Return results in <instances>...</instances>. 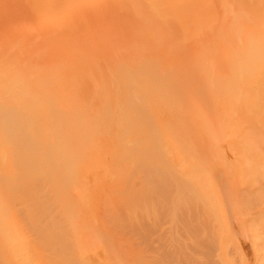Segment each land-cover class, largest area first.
<instances>
[{
	"label": "bare ground",
	"instance_id": "obj_1",
	"mask_svg": "<svg viewBox=\"0 0 264 264\" xmlns=\"http://www.w3.org/2000/svg\"><path fill=\"white\" fill-rule=\"evenodd\" d=\"M260 155L264 0H0V264H148L143 201L263 211Z\"/></svg>",
	"mask_w": 264,
	"mask_h": 264
},
{
	"label": "rangeland",
	"instance_id": "obj_2",
	"mask_svg": "<svg viewBox=\"0 0 264 264\" xmlns=\"http://www.w3.org/2000/svg\"><path fill=\"white\" fill-rule=\"evenodd\" d=\"M207 92H208V90H207ZM207 92H205L204 93V96H203V98H206L207 96H208V94H207ZM211 93V91H209V94ZM205 94H207V95H205ZM211 95H212V93H211ZM213 96V95H212ZM208 98V97H207ZM211 98V97H210ZM209 101V100H208ZM210 103V102H209ZM210 105V104H209ZM211 106V105H210ZM206 107H208V105H206ZM225 107V106H224ZM227 107V106H226ZM223 109H225V108H223ZM227 109V108H226ZM218 137L220 138V134L218 135ZM258 163L260 164V167H262V163L264 164V155H260V156H258ZM260 159V160H259ZM234 160V159H233ZM237 162V161H236ZM260 167H259V169H260ZM170 168V167H169ZM262 169H263V167H262ZM231 170H232V168H231ZM234 170V169H233ZM152 171V170H151ZM157 171V170H156ZM170 171V170H169ZM158 172V171H157ZM157 172H155L154 170L152 171V173L151 174H153V173H157ZM213 172H214V170H213ZM229 172H230V174H229V176H230V179L228 180V182H229V185L228 186H226L228 189H229V191H227V192H229V193H231L232 195H236V199H238V197H239V195L241 194V195H243V197H245L244 196V193H247V191H246V189L245 188H242V190H240V188L238 187H236L235 185H233L235 182V180H234V178L236 177L235 175V177L231 174L232 173V171H230L229 170ZM228 172V173H229ZM263 172H264V169H263ZM150 173V172H149ZM170 173V172H169ZM212 173V172H211ZM154 174V175H155ZM158 174H160L159 172H158ZM168 174V173H167ZM170 174H172V173H170ZM212 174H214V173H212ZM173 175V174H172ZM220 176V178L222 177L221 176V173L219 174V173H217L216 174V172H215V176L217 177V176ZM159 176V175H158ZM233 176V177H232ZM264 176V173H263V175H259L258 177L260 178V179H262V177ZM149 177V176H148ZM169 177V176H168ZM171 178H173L172 176H171ZM219 178V177H218ZM149 179V178H148ZM169 179V178H168ZM233 179V180H232ZM170 180V179H169ZM263 180V179H262ZM262 180H260V181H262ZM233 181V182H232ZM264 181V180H263ZM232 183V184H231ZM233 185V186H232ZM234 186H235V189H236V191L233 189L234 188ZM233 187V188H232ZM230 188H232V189H230ZM180 190V189H179ZM179 190H177V193H178V191ZM230 191H232V192H230ZM233 191H235V192H233ZM168 192V191H167ZM166 192V193H167ZM180 192V191H179ZM239 192H241V193H239ZM250 193H251V191H250ZM181 194H182V191H181ZM230 194V196L232 197V195ZM237 195H238V197H237ZM186 198L184 199V200H178V202L177 203H179V206L177 205L176 206V204L174 205V201H171V202H169V204L167 205V203H166V205L164 206V203H160V201H159V203H158V201H156L157 202V204H159V205H156V207H157V210H156V207L154 206V203H156L155 201L153 202V203H150V202H146V201H143L144 203H145V205L148 207H146L147 209H145V210H147V212H148V209H149V215H148V213L144 210V211H142L141 212V210H142V208H139V210L138 209H136V211H139V212H141L142 213V215L139 213V212H137V215H138V217H137V215L136 216H134L135 214H136V212H135V210H134V213H129V215L131 214H134L133 215V218H137V219H135V220H146L147 219V222L148 223H150V225L148 226L147 225V223L144 225V226H142V227H146V228H148L149 230H148V232H149V234H147V237H148V239L149 240H147V238H146V235H143V236H141L142 238H144V239H146L145 240V242L144 241H142V243H140V245H142V246H144L145 244V246H147V244L148 243H150V244H154L155 242H156V244H158L159 246H160V248L162 247V248H164L163 247V244L164 245H167V247L165 246V249H168V250H163L162 249V251H156L157 253H159L158 254V257H154L153 258V256H152V258H150V260L154 263L155 261H157V259L159 260L158 262H159V264H264V221H261L260 220V224H258L259 223V220H258V218H257V213L259 214V213H261V212H264V205H261V207H263V211H260L259 209H261L262 210V208H260V205L259 206H257L256 204H254V202L253 203H247V204H249V205H243V206H246V207H243V206H240V204L239 203H237L236 205L234 204V206H231L229 203H227L226 205H221L220 206V208H222V210L224 211V216L223 217H219L220 218V220H219V218H218V214L217 213H214L215 212V210L214 209H212V210H214V211H212L210 208L208 209V207L206 208L205 206H203V205H201V204H198V205H195L194 203H195V200H194V198L193 197H191V195H186L185 196ZM247 198V197H246ZM245 198V199H246ZM191 200V201H190ZM252 200V197L250 198V199H248V201H251ZM253 200H255V198L253 197ZM177 201V200H176ZM175 201V202H176ZM184 201H186V203L187 202H192V204H185V202ZM246 201H247V199H246ZM152 202V201H151ZM183 202H184V204H183ZM256 202V201H255ZM139 203V202H138ZM141 203V202H140ZM144 203H143V205H144ZM172 203V204H171ZM182 203V204H181ZM142 204V203H141ZM148 204V205H147ZM149 204H151V205H149ZM153 204V205H152ZM171 204V205H170ZM140 205V204H139ZM173 205V206H172ZM182 205V206H181ZM192 205V206H191ZM254 205V206H253ZM141 206V205H140ZM149 206H151L152 208L154 207V209L156 210H154V212L156 213V212H158V214H155L152 210L153 209H151ZM162 206H164L163 208H162ZM171 206V207H170ZM225 206V207H224ZM226 206H228L229 208L231 207V209L233 210H231V209H229V211L227 210L228 209V207L226 208ZM237 207L238 206V209L242 212H240L239 210H235V208L234 207ZM249 206V208L254 212L253 214H252V211H251V213H248V212H250L249 211V208H247ZM158 207H160V208H158ZM167 207V208H166ZM252 207V208H251ZM257 207H259L258 209H257ZM63 208V207H62ZM200 208V209H199ZM241 208V209H240ZM242 208H244V209H242ZM246 208V209H245ZM150 209H151V211H150ZM159 209H161L160 211H162V212H164L163 214H162V212L160 213V211H158ZM166 209V210H165ZM204 209V210H203ZM206 209H208V210H210L209 212H208V214L206 213ZM225 209L228 211H226L225 212ZM237 209V208H236ZM248 209V211H246V214H244L245 213V211L244 210H247ZM63 209H61L60 211H62ZM86 210H89V209H86ZM125 210V209H124ZM232 212H231V211ZM258 210L260 211V212H258ZM122 211V210H121ZM211 211H212V214H211ZM235 211H239V213H235ZM89 212H91L90 210H89ZM152 212H153V217L154 218H152V216H150V214H152ZM199 212V213H198ZM244 212V213H243ZM122 214H126V213H123V212H121ZM227 213V214H226ZM231 213V214H230ZM235 213V214H234ZM241 213V214H240ZM200 214V215H199ZM216 214V215H215ZM229 214V215H228ZM250 214V215H249ZM251 214H252V217L250 218V220L248 219V224L249 223H251L250 221L252 220V223L251 224H247L246 225V219L247 218H249L250 216H251ZM120 213H119V217H120ZM129 215H125V216H128L129 217ZM142 217H141V216ZM157 215H159V216H157ZM215 215V216H214ZM225 215H227V216H225ZM231 215V216H230ZM239 215V216H238ZM246 215L247 216H249V217H246ZM123 216V215H122ZM120 217V219L121 218H123V217ZM140 216V217H139ZM155 216H157V217H155ZM162 216V217H161ZM209 216V217H208ZM229 216V217H228ZM237 216V217H236ZM240 216H242V218H243V216H245L243 219L241 218L240 219ZM147 217V218H146ZM151 217V218H150ZM175 217V218H174ZM234 217H235V219H236V221H235V219H234ZM126 218V217H125ZM125 218H123L122 220H124ZM175 220H174V219ZM215 218H216V220H215ZM127 219V218H126ZM149 219H150V222H149ZM224 219V220H223ZM228 219H230V220H228ZM233 219H234V222H233ZM239 219V220H238ZM245 219V220H244ZM89 220H91V219H89ZM122 220H120V221H122ZM144 220V221H145ZM154 222H153V221ZM155 220H156V222H155ZM222 220V221H221ZM227 220V221H226ZM243 220L245 221V223H244V225H243ZM173 221V222H172ZM191 221V222H190ZM214 221H216V222H214ZM228 221H230L231 223H233L232 225L234 226V228H233V231H237V233H233L232 234V225H229V223H228ZM241 222L240 224H238L239 222ZM212 222H214V223H212ZM218 222V223H217ZM221 222V223H220ZM236 222V223H235ZM238 222V223H237ZM121 223H123V221L121 222ZM124 224V223H123ZM156 224V226H154V225ZM214 224V225H213ZM218 224H219V228H221V226L223 227V228H221V231H218V230H220L219 228H218ZM125 225V224H124ZM153 225V226H152ZM221 225V226H220ZM224 225V226H223ZM228 225L229 226H231L230 227V231H229V229H227V227H228ZM236 225L237 226H239L240 227V230L241 231H239L238 229H237V227H236ZM171 226V227H170ZM203 226V227H202ZM242 226H246V227H244V231H243V229H241V227ZM174 227V228H173ZM248 227V228H247ZM146 228H143V229H145L146 230ZM172 228V230H169V229H171ZM201 228V229H200ZM243 228V227H242ZM246 229V230H245ZM150 230L151 231H153L154 233H155V230L157 231L156 232V234H154V233H152V234H154V239H153V235L152 234H150ZM193 230V231H192ZM195 230V231H194ZM216 230V231H215ZM144 231V230H143ZM161 231V232H160ZM173 231V232H172ZM176 231H178V232H176ZM205 231V232H204ZM213 231V232H212ZM218 231V232H217ZM257 233H256V232ZM146 232H147V230H146ZM147 232V233H148ZM177 234H176V233ZM189 232V233H188ZM219 232H220V234H222V235H220V237L221 238H223V239H221L220 237H219ZM241 232V233H240ZM242 232H243V234H242ZM256 234V235H258L259 236V238L260 239H258L257 240V242H256V244H252V235L254 234V233ZM164 233V234H163ZM211 233L213 234V235H211ZM214 233H215V235H214ZM231 233V234H230ZM142 234H146V233H143L142 232ZM141 234V235H142ZM174 234V235H173ZM179 234V235H178ZM202 234H203V236H202ZM150 235V236H149ZM151 235H152V238H151ZM157 235V236H156ZM206 235V236H205ZM223 235H224V237H223ZM230 236L231 237V240H230V238L229 237H227V236ZM235 236V235H237V237L238 238H236V237H234L233 238V241H234V239H235V241H234V243L236 242V240H237V242L241 245H238L239 247H241L240 249H238L239 247L236 245L237 243H233V241H232V236ZM145 236V237H144ZM205 236V237H204ZM208 236H210L209 238H208ZM217 236V237H216ZM151 239H150V238ZM166 237V238H165ZM173 237V238H172ZM195 237V238H194ZM214 237L216 238V240H214ZM158 238H159V240H160V242H161V239H162V242H163V244H161L160 242H159V240H158ZM188 238V239H187ZM191 238V239H190ZM218 238V239H217ZM158 241H156V240ZM172 239V240H171ZM193 239V240H192ZM198 239V240H197ZM221 239V240H220ZM142 240V239H141ZM141 240H140V242H141ZM153 240L155 241V242H153ZM172 242H171V241ZM184 240H185V242H184ZM204 240V241H203ZM218 240V241H217ZM181 241V242H180ZM225 241V243L224 244H220L219 242H224ZM211 242V243H210ZM217 242V243H216ZM138 243H139V241H138ZM170 243V244H169ZM178 243V244H177ZM207 243V244H206ZM210 243V244H209ZM144 244V245H143ZM172 244H173V246H174V249H173V247H171L172 249L170 250V248H169V245H171L172 246ZM177 244V245H176ZM162 245V246H161ZM180 245V246H179ZM221 245V246H220ZM236 246V247H235ZM148 247V246H147ZM210 247V248H209ZM215 247V248H214ZM223 248V249H221V248ZM188 248V249H187ZM190 248V249H189ZM220 248V249H219ZM215 249V250H214ZM217 250V251H216ZM220 250V251H219ZM71 252V251H70ZM77 252V251H76ZM119 252H122V251H119ZM131 252V251H130ZM139 252H144L143 254V256H146V258L148 257V255H150L151 256V254H148V252L149 253H151L150 251H138V252H134V254H139ZM152 252H154V251H152ZM156 252H154V253H156ZM156 253V254H157ZM77 254V255H76ZM102 255H103V253H101ZM133 254V255H134ZM155 254V255H156ZM76 255V258H78V255H79V253L77 252V253H75L74 254V256ZM152 255H154V254H152ZM154 255V256H155ZM71 256H72V254H71ZM157 256V255H156ZM72 258V257H71ZM76 258H75V260H76ZM137 258H139V257H136V255H134V259H137ZM149 258L147 259L148 260V264H153V263H149ZM157 258V259H156ZM74 259V258H73ZM146 260V261H147ZM130 262H132L131 260H130ZM135 262V261H134ZM134 262H132V264L134 263ZM138 262V261H137ZM136 262V263H137ZM143 262V261H142ZM156 263V262H155ZM154 263V264H155Z\"/></svg>",
	"mask_w": 264,
	"mask_h": 264
}]
</instances>
